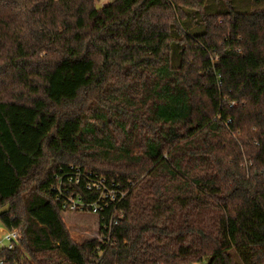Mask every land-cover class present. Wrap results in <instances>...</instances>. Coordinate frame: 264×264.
Segmentation results:
<instances>
[{"label":"trees","instance_id":"trees-1","mask_svg":"<svg viewBox=\"0 0 264 264\" xmlns=\"http://www.w3.org/2000/svg\"><path fill=\"white\" fill-rule=\"evenodd\" d=\"M210 1L0 0L5 264H264V4ZM71 165L128 191L109 245L71 236Z\"/></svg>","mask_w":264,"mask_h":264},{"label":"built area","instance_id":"built-area-1","mask_svg":"<svg viewBox=\"0 0 264 264\" xmlns=\"http://www.w3.org/2000/svg\"><path fill=\"white\" fill-rule=\"evenodd\" d=\"M57 174L58 183L54 186L57 192V200L61 202L62 208L67 212L92 213L99 219V241L109 245L112 232L125 217L122 207L128 191L123 190L119 184H109L103 177H99L90 171H84L70 166V170ZM84 183L85 192L95 195V199L87 197L79 186ZM102 220V225H101ZM102 229L103 234L100 233ZM22 239L17 230L8 231L4 240L8 243L7 249L12 250ZM0 264H5L0 260Z\"/></svg>","mask_w":264,"mask_h":264},{"label":"rangeland","instance_id":"rangeland-1","mask_svg":"<svg viewBox=\"0 0 264 264\" xmlns=\"http://www.w3.org/2000/svg\"><path fill=\"white\" fill-rule=\"evenodd\" d=\"M112 0H99L97 4L104 6ZM247 2V1H246ZM264 4V1H261L257 4L256 0H249L245 5L242 6L244 10L254 9L258 5ZM210 5L212 7H217L219 4L215 0L210 1ZM205 10L208 11V2L205 6ZM192 30L199 31L201 30L200 26V17L193 16L190 13L188 20L185 22ZM63 218L65 220L66 225L69 228L71 236L73 240L82 244L88 240L99 239V219L95 214L92 213H79V212H63ZM7 230H5L0 223V250L4 247H7L8 243L4 240V236L6 235ZM238 260V259H237ZM238 262L242 264L239 260Z\"/></svg>","mask_w":264,"mask_h":264},{"label":"water","instance_id":"water-1","mask_svg":"<svg viewBox=\"0 0 264 264\" xmlns=\"http://www.w3.org/2000/svg\"><path fill=\"white\" fill-rule=\"evenodd\" d=\"M96 8L99 10V9L103 8V6L97 4V5H96Z\"/></svg>","mask_w":264,"mask_h":264},{"label":"crops","instance_id":"crops-1","mask_svg":"<svg viewBox=\"0 0 264 264\" xmlns=\"http://www.w3.org/2000/svg\"><path fill=\"white\" fill-rule=\"evenodd\" d=\"M107 3L110 2V1H106Z\"/></svg>","mask_w":264,"mask_h":264}]
</instances>
